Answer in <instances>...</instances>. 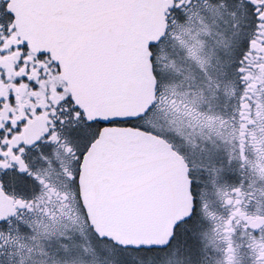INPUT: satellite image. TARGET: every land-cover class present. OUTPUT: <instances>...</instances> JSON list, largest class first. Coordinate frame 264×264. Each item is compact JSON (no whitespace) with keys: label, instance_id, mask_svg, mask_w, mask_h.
I'll return each instance as SVG.
<instances>
[{"label":"snow or ice","instance_id":"1","mask_svg":"<svg viewBox=\"0 0 264 264\" xmlns=\"http://www.w3.org/2000/svg\"><path fill=\"white\" fill-rule=\"evenodd\" d=\"M0 264H264V0H0Z\"/></svg>","mask_w":264,"mask_h":264}]
</instances>
